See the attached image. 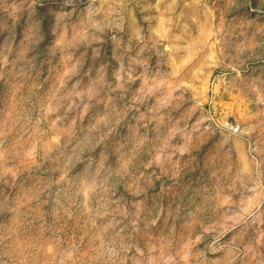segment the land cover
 Returning a JSON list of instances; mask_svg holds the SVG:
<instances>
[{"label": "rangeland", "instance_id": "1", "mask_svg": "<svg viewBox=\"0 0 264 264\" xmlns=\"http://www.w3.org/2000/svg\"><path fill=\"white\" fill-rule=\"evenodd\" d=\"M0 264H264V0H0Z\"/></svg>", "mask_w": 264, "mask_h": 264}, {"label": "crops", "instance_id": "2", "mask_svg": "<svg viewBox=\"0 0 264 264\" xmlns=\"http://www.w3.org/2000/svg\"><path fill=\"white\" fill-rule=\"evenodd\" d=\"M119 1H124V0H116V3ZM111 5H112L111 9H113V10H121L124 8V10L125 9L126 10L134 9L137 11L146 10V9L155 10L158 7H160L158 4H133V8L132 7L129 8L128 5H131V4H111ZM124 5H125V7H124ZM161 5H163V6L170 5V7H164V8L171 9V10H183V9H186L187 7H189L191 4H161ZM237 81H239V80L237 79ZM231 84H233V83H231ZM229 89L232 90V88H229ZM235 101H236V99H233L232 101L229 102V103H231V107H237L239 105V102L234 104ZM238 101H239V99H238ZM210 121H211V119H210ZM222 139H223L222 146H226L229 148H232L236 144L241 143V166H243L242 164H243V161L245 160V157H247L248 154L251 153V152H248V151H251L250 150L251 149L250 148L251 143L249 142L250 136L244 132H242L241 134L226 133V134H224ZM255 163H256V161H254V165H255Z\"/></svg>", "mask_w": 264, "mask_h": 264}, {"label": "built area", "instance_id": "3", "mask_svg": "<svg viewBox=\"0 0 264 264\" xmlns=\"http://www.w3.org/2000/svg\"><path fill=\"white\" fill-rule=\"evenodd\" d=\"M221 72H216L212 76L210 93L207 99V108L209 112V117L213 126L219 130L224 132H232V133H241L240 125L230 116H226L223 114L222 110L219 108V102L217 99V92L214 89L215 85L220 80Z\"/></svg>", "mask_w": 264, "mask_h": 264}]
</instances>
